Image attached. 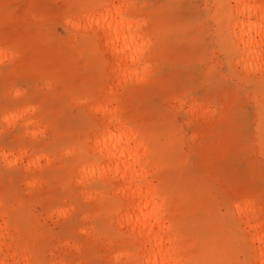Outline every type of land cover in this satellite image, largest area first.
I'll return each mask as SVG.
<instances>
[{
    "label": "rangeland",
    "instance_id": "rangeland-1",
    "mask_svg": "<svg viewBox=\"0 0 264 264\" xmlns=\"http://www.w3.org/2000/svg\"><path fill=\"white\" fill-rule=\"evenodd\" d=\"M234 7L0 0V264H141L125 185L97 170L119 132L179 264H262L264 39L263 67L239 61ZM107 11L136 37L125 72L93 22Z\"/></svg>",
    "mask_w": 264,
    "mask_h": 264
},
{
    "label": "bare ground",
    "instance_id": "bare-ground-1",
    "mask_svg": "<svg viewBox=\"0 0 264 264\" xmlns=\"http://www.w3.org/2000/svg\"><path fill=\"white\" fill-rule=\"evenodd\" d=\"M229 1L235 3L236 20L230 24L229 29L240 50L239 61L263 67V64H260L262 51L259 50V47L263 46L261 42L264 39L262 6L258 4L253 7L252 0ZM118 13L119 11H107L105 14L96 16L93 22L99 36L105 40V47L110 49L113 56L122 58V60H116L114 67L125 72L129 63L132 64L138 60L139 53L134 40L136 37L128 33L129 29H124V21L119 18ZM253 17L254 20H252ZM122 137L123 133L119 132L118 135L96 139L95 145L99 146L96 151L104 154L108 162L106 168L101 167L97 170L106 181L120 179L125 185L122 190V195L128 199L125 221H132V231L136 233L138 243L143 246V252L140 255L141 264H179V259L172 257L171 240L163 235L166 226L158 217L161 206L154 200L155 191L149 186L146 175L140 169H135L134 161H130L132 154L127 144L132 136L124 140ZM134 181H138V184H134ZM237 214L245 217L244 225L248 231L258 228L246 218L248 213H245L243 208L237 211ZM250 239L252 243H263V236L255 232L251 234ZM263 259L264 243L258 251L257 261L264 264Z\"/></svg>",
    "mask_w": 264,
    "mask_h": 264
}]
</instances>
